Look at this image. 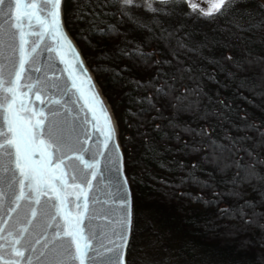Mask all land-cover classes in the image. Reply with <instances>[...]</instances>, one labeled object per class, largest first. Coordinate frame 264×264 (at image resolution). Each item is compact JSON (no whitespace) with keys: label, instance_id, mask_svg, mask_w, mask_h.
I'll list each match as a JSON object with an SVG mask.
<instances>
[{"label":"snow or ice","instance_id":"obj_1","mask_svg":"<svg viewBox=\"0 0 264 264\" xmlns=\"http://www.w3.org/2000/svg\"><path fill=\"white\" fill-rule=\"evenodd\" d=\"M106 18L113 22L100 27ZM77 22L88 48L102 49L98 58H127L147 75H121L128 65L90 71L69 35ZM93 35L118 42L109 49ZM256 45L264 47V0H0V264H189L194 249L172 246L165 231L153 227L137 240L143 229L129 173L138 147L140 158L158 156L160 143L164 151L200 154L190 166L173 161L188 168L181 184L207 189L209 198L192 199L236 221H208L205 231L250 254L242 264H264V115L205 90V80L220 83L211 64L264 113V55ZM217 49L224 51L217 56ZM237 49L242 56L232 54ZM101 71L112 72L119 88L147 92L120 93L136 107L126 109L134 117H124L126 130L117 105L97 90L92 73ZM201 165L212 167L206 179L192 174ZM224 197L231 203L221 204ZM137 248L142 259L132 256ZM200 264L215 262L202 256Z\"/></svg>","mask_w":264,"mask_h":264},{"label":"trees","instance_id":"obj_2","mask_svg":"<svg viewBox=\"0 0 264 264\" xmlns=\"http://www.w3.org/2000/svg\"><path fill=\"white\" fill-rule=\"evenodd\" d=\"M141 14H143L141 12ZM111 18H106L104 23L100 24V27H106L107 23H112ZM185 22L189 25H194L204 30H208L211 25L207 21H196L194 19L185 18ZM81 24L77 22L74 26H71L69 31L70 36L77 44L80 51L86 53L88 59L86 64L91 65L101 64L107 65L113 70H119L123 65H128L129 70L124 71L121 75L129 78L139 79L141 76H146L142 69L133 65L132 61L127 58H121L119 60L111 58H98L101 52L100 47L88 48L84 40L80 38L81 33L79 28ZM123 28L132 29L131 24H125ZM131 35L137 39L141 38V33L132 31ZM93 43L102 41L107 48H111V45L118 42V38H102L97 35L92 36ZM257 55H264V47L259 45L254 46ZM106 50V49H105ZM224 50L217 49L215 54L221 55ZM235 56H242L241 51L234 50L232 52ZM110 55V54H109ZM189 55H192L189 53ZM226 68H230V65H225ZM209 73H215V78L220 83L205 80L206 91L209 95L216 99V93H219V98H223L225 102L229 100L232 102L234 108H247L250 115L260 118L262 113L261 108L254 104L249 103V100H256L255 97H251L249 93L243 92V95L238 94L235 89L234 82L229 81L226 78L225 73L219 72L215 69L214 65H207ZM96 83L98 84L101 93L105 97L109 106L117 105L116 112L121 117V128L126 130V125L123 123V119L127 116L128 122L131 123L134 117L127 114L126 109L131 107L132 111H136V107L128 103V96L120 95V93H129L133 96L147 95V92H138L134 85L126 84L123 88H119L116 81L113 79L112 72H93L92 73ZM250 75V73H249ZM221 84L227 85L222 87ZM256 104H259V100H256ZM228 125L226 124L225 127ZM219 129L213 135H217ZM131 134V133H129ZM251 134V133H249ZM157 141H159V134L152 132L150 134ZM144 142L142 139L137 141V145H142ZM171 147L178 148L179 145L173 141L167 142ZM160 149V155H146L143 158L139 157V153L143 152L142 147H138L137 156L138 159L132 166V171L129 176L135 175V181L131 184L132 193L135 204V211L139 214V218L136 220L138 228H142V232L137 233V240L144 242L151 234L150 229L155 227L161 231H165L169 234V240L172 242V246L180 248L184 245H188L193 251L187 252V258L189 264H200V258L206 257L215 264H229V262H242L249 258L250 254L242 252L234 243L225 242L223 240L210 236L204 229V225L208 221L215 220V223L223 225L225 223H235L236 221L223 220L216 216V205L204 204L201 202H195L192 197L197 194L207 199L209 198V191L202 189L198 185L192 183L191 180H184L181 184V180L187 175L188 168L181 169L178 163L183 161L185 166H190L193 160H198L200 154L185 155L183 152H168L164 151L163 143L158 144ZM201 169L193 170L192 174L201 179H206V172H211L212 167L210 165H201ZM219 179V177H217ZM161 180L168 181L172 184H180L177 188H170L167 184L161 183ZM183 194V195H181ZM231 203L229 197H224L221 204ZM140 248L132 254V256L139 259L143 258ZM187 251V250H185ZM132 257H129L131 259Z\"/></svg>","mask_w":264,"mask_h":264},{"label":"water","instance_id":"obj_3","mask_svg":"<svg viewBox=\"0 0 264 264\" xmlns=\"http://www.w3.org/2000/svg\"><path fill=\"white\" fill-rule=\"evenodd\" d=\"M69 35H70V34H69ZM70 38H72V37L70 36ZM72 40H73V38H72ZM73 43L76 45L77 49L80 50V49L78 48V46H77V44L75 43L74 40H73ZM46 57H47V53H42V54H41V58H42V59H44V58H46ZM85 63H86V61H85ZM86 65H87V64H86ZM60 67H63V65H60ZM92 76H93V74H92ZM93 80L95 81L94 76H93ZM95 82H96V81H95ZM97 90L100 91V88H99L98 84H97ZM100 93H101V91H100ZM101 95H102L103 99L105 100V102L107 103V101H106V99H105V97L103 96L102 93H101ZM35 103L39 104L40 102H39V101H35ZM107 104H108V103H107ZM108 105H109V104H108Z\"/></svg>","mask_w":264,"mask_h":264},{"label":"rangeland","instance_id":"obj_4","mask_svg":"<svg viewBox=\"0 0 264 264\" xmlns=\"http://www.w3.org/2000/svg\"><path fill=\"white\" fill-rule=\"evenodd\" d=\"M199 3H201L202 5H205L207 0H198Z\"/></svg>","mask_w":264,"mask_h":264}]
</instances>
